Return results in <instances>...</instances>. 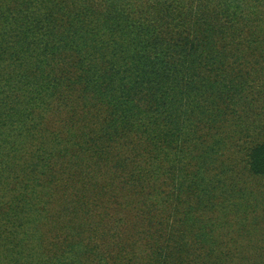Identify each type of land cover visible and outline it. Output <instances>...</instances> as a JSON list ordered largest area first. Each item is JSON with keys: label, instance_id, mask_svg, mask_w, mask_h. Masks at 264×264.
I'll list each match as a JSON object with an SVG mask.
<instances>
[{"label": "trees", "instance_id": "obj_1", "mask_svg": "<svg viewBox=\"0 0 264 264\" xmlns=\"http://www.w3.org/2000/svg\"><path fill=\"white\" fill-rule=\"evenodd\" d=\"M0 264H264V0H0Z\"/></svg>", "mask_w": 264, "mask_h": 264}]
</instances>
